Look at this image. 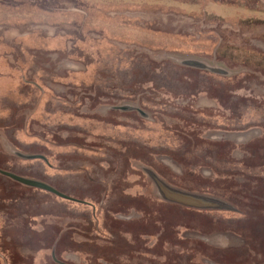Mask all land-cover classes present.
<instances>
[{
  "label": "rangeland",
  "instance_id": "374dc122",
  "mask_svg": "<svg viewBox=\"0 0 264 264\" xmlns=\"http://www.w3.org/2000/svg\"><path fill=\"white\" fill-rule=\"evenodd\" d=\"M0 171L69 198L0 174V264H264V0H0Z\"/></svg>",
  "mask_w": 264,
  "mask_h": 264
},
{
  "label": "water",
  "instance_id": "95a60500",
  "mask_svg": "<svg viewBox=\"0 0 264 264\" xmlns=\"http://www.w3.org/2000/svg\"><path fill=\"white\" fill-rule=\"evenodd\" d=\"M184 64H186L188 66H192V67L208 69V70H210L214 73H218V74H225V71H223L221 69H217V68H210L201 62L185 61ZM120 109L121 110H128L129 108L122 107ZM32 158H34V157H28V159H32ZM147 173H148L149 177L151 178V180L153 181V184H154L155 190H156V194L162 200H165V201L171 202V203H175V204H179V205H182L185 207H191V208H197V209H211V208L218 209V208H226L227 207L225 204L221 203L220 201H218L216 199L198 196V195H195L192 193H186V192L174 189V188L168 186L167 184H165L164 182H162L152 172L147 171ZM0 174L11 179V180H13V181H15V182L20 183L22 185L32 187V188H36V189H40V190L52 193L59 198L69 200L68 197L62 195L57 190H55L54 188H52L51 186H49L45 183L35 181V180H31V179H26V178L11 174L9 172L0 171Z\"/></svg>",
  "mask_w": 264,
  "mask_h": 264
},
{
  "label": "crops",
  "instance_id": "0c3cea01",
  "mask_svg": "<svg viewBox=\"0 0 264 264\" xmlns=\"http://www.w3.org/2000/svg\"><path fill=\"white\" fill-rule=\"evenodd\" d=\"M216 3H218V2H216ZM221 4H223V3H221ZM224 5V4H223Z\"/></svg>",
  "mask_w": 264,
  "mask_h": 264
}]
</instances>
